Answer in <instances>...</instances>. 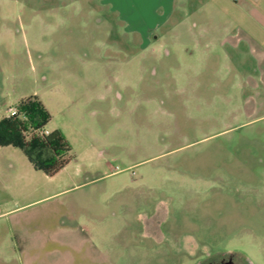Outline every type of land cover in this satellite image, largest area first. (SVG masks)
Here are the masks:
<instances>
[{"label": "rangeland", "instance_id": "rangeland-1", "mask_svg": "<svg viewBox=\"0 0 264 264\" xmlns=\"http://www.w3.org/2000/svg\"><path fill=\"white\" fill-rule=\"evenodd\" d=\"M225 18L213 0H0V118L37 97L70 146L47 176L0 145V264H264V93L200 34Z\"/></svg>", "mask_w": 264, "mask_h": 264}, {"label": "crops", "instance_id": "crops-1", "mask_svg": "<svg viewBox=\"0 0 264 264\" xmlns=\"http://www.w3.org/2000/svg\"><path fill=\"white\" fill-rule=\"evenodd\" d=\"M213 3L226 17L224 19L226 23L219 28L206 29L200 34L217 35L220 48L235 52L234 61L239 68L245 67L247 59L250 60L255 75H246L245 83L257 91L258 98L260 87L264 93V0H213ZM157 24L145 26L143 33L145 41H147L148 29L156 28L159 26ZM226 58H228L227 54ZM256 97L250 100L255 104L252 108L256 107Z\"/></svg>", "mask_w": 264, "mask_h": 264}, {"label": "trees", "instance_id": "trees-1", "mask_svg": "<svg viewBox=\"0 0 264 264\" xmlns=\"http://www.w3.org/2000/svg\"><path fill=\"white\" fill-rule=\"evenodd\" d=\"M15 114L0 119V145L22 148L29 161L53 176L69 161L70 146L59 130L48 131L50 115L37 97L15 105Z\"/></svg>", "mask_w": 264, "mask_h": 264}, {"label": "flooded vegetation", "instance_id": "flooded-vegetation-1", "mask_svg": "<svg viewBox=\"0 0 264 264\" xmlns=\"http://www.w3.org/2000/svg\"><path fill=\"white\" fill-rule=\"evenodd\" d=\"M206 264H237L232 254L221 253L218 257L207 259Z\"/></svg>", "mask_w": 264, "mask_h": 264}, {"label": "built area", "instance_id": "built-area-1", "mask_svg": "<svg viewBox=\"0 0 264 264\" xmlns=\"http://www.w3.org/2000/svg\"><path fill=\"white\" fill-rule=\"evenodd\" d=\"M15 112H16V110H15V108L13 107V108L9 109L7 116H12V115L15 114ZM47 133H48V130L45 131V134H47Z\"/></svg>", "mask_w": 264, "mask_h": 264}]
</instances>
